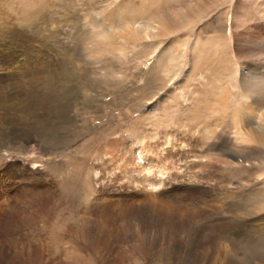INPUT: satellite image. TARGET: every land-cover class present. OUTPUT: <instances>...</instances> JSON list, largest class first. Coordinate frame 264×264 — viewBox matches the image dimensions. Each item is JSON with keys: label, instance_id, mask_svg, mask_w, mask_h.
<instances>
[{"label": "rangeland", "instance_id": "obj_1", "mask_svg": "<svg viewBox=\"0 0 264 264\" xmlns=\"http://www.w3.org/2000/svg\"><path fill=\"white\" fill-rule=\"evenodd\" d=\"M126 1L0 0V264H264V246L243 260L263 230L198 242L264 190V169L250 178L234 156L248 140L242 69L264 65V0H169L179 30L107 42ZM129 1L160 15L163 0ZM196 45L209 59L193 70Z\"/></svg>", "mask_w": 264, "mask_h": 264}, {"label": "bare ground", "instance_id": "obj_2", "mask_svg": "<svg viewBox=\"0 0 264 264\" xmlns=\"http://www.w3.org/2000/svg\"><path fill=\"white\" fill-rule=\"evenodd\" d=\"M149 1H150V5L154 4V2H152L153 0H149ZM126 2L118 6L115 14H113L111 18H109V21L111 22L110 24L111 27L108 29H101V33L99 34V36H101L107 42L116 41V40H125V41H132L134 43L138 42V43H142L145 45L149 41L150 42L161 41L162 39H164V37H168V35L173 34L174 31L172 28L179 30V28H176V27L179 25H182L185 22L184 20L182 21L181 24L179 23L176 24L173 22L174 20L173 17H171L168 11H166L167 6H168L167 2H169V0L167 1L163 0L161 4L156 3V4H160L159 10H158L160 12L159 17L158 16L155 17L152 13L149 14L150 12H152L150 8H153V7L149 6V8L146 7L145 9H142L139 6L132 4L129 0H127ZM126 4H128L129 6ZM198 18L199 17H197V19ZM220 42L221 40L219 41V43ZM219 43L216 42V44H219ZM202 49L203 50L199 51V53L198 52L195 53V51L199 50V46L196 45L193 48L194 54H191V58H190V62H191L190 66H192L193 70L198 69L200 67L198 66L200 64L199 60L203 58L202 65H204V63H207V60L209 59V58L206 59L209 53L207 49L206 48H202ZM154 50H155L154 55L156 54V57L158 60H157V63L152 66L153 67L152 71L147 77L148 80H147L146 86L152 84L156 80H159L158 79L159 74L157 70L159 68L158 66L161 64L164 58L163 53L158 55L159 48H156ZM182 55L185 58L187 57L186 52H183ZM176 59H177V56L175 58L174 56L173 58H171L172 61ZM12 63H14L12 64L13 66L16 65L15 61H12ZM5 64L3 63L2 65L5 66ZM13 66L11 67L13 68ZM263 66L260 64L258 65L249 64L243 67L242 73H241V80L239 83L242 88L241 97H243L246 101H242V103L240 102V105L239 106L237 105V108L235 109L237 113V116L235 117L236 127H238V129L241 131L242 135L247 137L245 139H248V140H245L246 144L241 145V148H240L241 150L238 153V155H234V156L238 159V165L240 167L241 166L250 167L249 171L247 170L250 178H252L253 175H255V173H258L264 169V67ZM109 70H111V68ZM146 90H148V88L144 89V92ZM224 98H221L220 102L226 105ZM224 109H225V114H227L226 107H224ZM235 114L234 115L232 114V115L235 116ZM197 117L198 116H195L194 119L195 120L198 119ZM207 129H209V127H207ZM48 138L49 137H47L46 139ZM251 141L255 143L256 146L248 144V143H251ZM70 186H71L70 188L73 187L72 184ZM155 187L157 189L160 187V185H157ZM231 193L232 192H228L229 195ZM263 198H264V190L259 191L255 189H250L246 193V195L243 196V199L241 201L238 202L237 200V201H232L228 203L225 206L226 213L224 214L223 212H221L222 214L220 215L221 217H220L219 224H216L215 226H210L209 227L210 229L208 230L209 233H207L205 236H202L203 239L199 240L198 242L199 243L206 242V241L211 242V243L220 242L222 240L230 238L229 234L231 233L230 231L232 230L234 231L250 230V231H255V232L261 231V230L264 231V200ZM70 231L71 230H69L68 233H70ZM89 234L90 233L88 232L87 227H85L83 231L78 234V237H81V235H83V237L85 238H82V239H84L87 242L86 239L90 238ZM262 239L263 240L262 241L260 240V242L256 245L257 247L248 246L247 248V246L245 245L243 247L245 248V250H243L241 246L237 247L238 250H243V251H246L247 253L249 252V255H247V257L246 258L244 257L245 259H243L245 262L251 261L252 259L250 258L255 256L254 254H250V253L260 252L258 248H260L261 246L262 247L264 246V238L262 237ZM93 243H94L93 241H90V242H87V244L85 245L91 248ZM214 250L215 249L212 248L210 250H206V252H202V255H201L202 259L211 258L213 256V253L215 252ZM258 254L260 255V253ZM236 255H237V250H235V254L231 256V258L229 259H233L234 256ZM262 258H264L263 254H262Z\"/></svg>", "mask_w": 264, "mask_h": 264}]
</instances>
